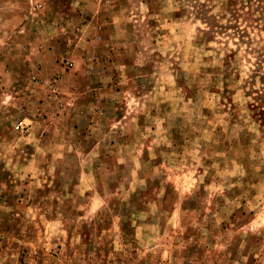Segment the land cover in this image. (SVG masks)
I'll return each mask as SVG.
<instances>
[{"label": "rangeland", "instance_id": "rangeland-1", "mask_svg": "<svg viewBox=\"0 0 264 264\" xmlns=\"http://www.w3.org/2000/svg\"><path fill=\"white\" fill-rule=\"evenodd\" d=\"M0 264H264V0H0Z\"/></svg>", "mask_w": 264, "mask_h": 264}, {"label": "built area", "instance_id": "built-area-1", "mask_svg": "<svg viewBox=\"0 0 264 264\" xmlns=\"http://www.w3.org/2000/svg\"><path fill=\"white\" fill-rule=\"evenodd\" d=\"M17 126H18V127L21 126V123H18Z\"/></svg>", "mask_w": 264, "mask_h": 264}]
</instances>
